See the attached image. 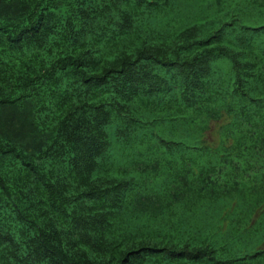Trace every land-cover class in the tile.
<instances>
[{
    "label": "trees",
    "instance_id": "trees-1",
    "mask_svg": "<svg viewBox=\"0 0 264 264\" xmlns=\"http://www.w3.org/2000/svg\"><path fill=\"white\" fill-rule=\"evenodd\" d=\"M168 1L0 0V264H264V248L222 257L221 232L140 224L224 189L210 159L251 189L227 188L264 208V55L224 21L169 28L158 18ZM166 117L175 129L184 121L183 153L191 145L203 163L183 154L172 190L132 194L158 162L116 168L112 141L120 159L143 161L141 144L172 154L148 128ZM211 123L209 150L200 140Z\"/></svg>",
    "mask_w": 264,
    "mask_h": 264
},
{
    "label": "rangeland",
    "instance_id": "rangeland-1",
    "mask_svg": "<svg viewBox=\"0 0 264 264\" xmlns=\"http://www.w3.org/2000/svg\"><path fill=\"white\" fill-rule=\"evenodd\" d=\"M158 18L162 23H169V28H183L196 25L204 28L210 27L209 30L218 28L221 25L218 21H224V23L230 25L228 28L234 29V31L230 33L231 37H239L240 35L243 37L246 36V39H250L251 50L264 55V0H169L168 4L163 7L162 13ZM242 27L247 30H242ZM256 27L260 28L254 29ZM221 61L222 60L217 61L218 67L222 66ZM224 70H228L227 66L224 67ZM225 74L227 73H220V77H222V79L225 78ZM186 115L188 116L189 114ZM166 119L167 117L162 122L148 125V128L154 130L161 141L175 144L172 146L169 145L171 152L174 151L172 154H169L167 149L165 150L162 148L159 152H155V154L152 155L153 152L148 151L147 146L141 144L140 150L145 152L148 156L143 161H140L139 158L138 161H134L137 160L135 156L129 159L122 157L120 159V156L126 153L123 154L119 152V150H115L119 147L112 141L113 147L110 151V159H115L114 164L116 168H128L130 165H135L142 169L144 166H149L146 163L158 162L156 176H150L151 170L149 171V167L144 170L142 176H136V183H133L132 194H135L137 191L152 192L151 188H149L150 185L156 188V190H153L157 194H161L162 192L165 193L169 188L172 190L173 186L177 184L176 175L179 174L180 166L177 161L179 160L181 164L180 158L183 154L185 158L191 162L203 163L205 157H197L196 154L198 152L193 149L191 145H188L184 149L185 153H183L181 146L183 141L180 139L187 141L191 138L184 135L183 132L179 130H182L184 121H174L173 124L177 127V129H175L172 125L170 127L165 124ZM194 121V126L199 130L201 126L200 121L195 119ZM216 130L217 127L214 123H211L209 129L203 132V137L200 140L203 147L211 150L217 146L218 138H216L214 134ZM151 142L155 143L157 146L159 145L154 139ZM132 144L138 145L139 140L132 142ZM132 158L134 160H130ZM208 165L213 171H218L219 169L221 176L223 174L220 181L226 185L224 189L217 190L213 195L209 196L207 202L198 200L197 195H193L192 193V196L186 197L185 200L171 204V209L168 212L164 211L163 215L155 219L147 218L143 220L140 223L141 226L149 230L157 229L158 226L168 229L167 225L163 224V221L169 218L172 220V224H181V230L188 229L190 232L195 230L201 234L205 232H221V235L227 236L224 242L219 241L221 245L220 251H222L223 254L222 257L226 256L227 252L234 253L237 250L250 253L254 250L263 249L264 208L261 206H258V208L251 206L254 203H250L247 197L242 198L241 194H236L231 191L230 188H227V186L236 182L238 186H236L235 189L246 191L248 188L251 189L250 184L245 183L242 176L239 177L234 175L233 168L230 164L212 163L210 159ZM204 167L205 165H202L201 169H204ZM192 170L194 173L197 171L195 168ZM261 171L264 173V168H262ZM225 174H227V176H225ZM207 209L209 212L214 209L219 210V217L217 220L204 221L206 217L202 218L201 212ZM233 222L235 223L234 230L229 226ZM238 230L240 232L236 235V239H233L234 241L230 245H225V241L234 234L232 232ZM259 243L262 244L258 245ZM230 250L233 251L231 252Z\"/></svg>",
    "mask_w": 264,
    "mask_h": 264
}]
</instances>
